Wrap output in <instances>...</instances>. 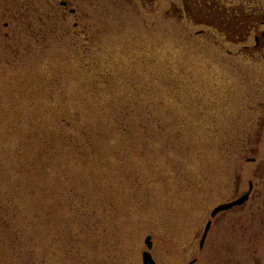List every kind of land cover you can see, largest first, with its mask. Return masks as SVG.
<instances>
[{
    "label": "rangeland",
    "instance_id": "1",
    "mask_svg": "<svg viewBox=\"0 0 264 264\" xmlns=\"http://www.w3.org/2000/svg\"><path fill=\"white\" fill-rule=\"evenodd\" d=\"M71 1L0 57V264H264L247 200L199 246L264 137V0Z\"/></svg>",
    "mask_w": 264,
    "mask_h": 264
},
{
    "label": "flooded vegetation",
    "instance_id": "2",
    "mask_svg": "<svg viewBox=\"0 0 264 264\" xmlns=\"http://www.w3.org/2000/svg\"><path fill=\"white\" fill-rule=\"evenodd\" d=\"M56 4L60 7H56ZM40 5L44 11L39 9ZM67 9L73 15L78 14L71 0H0V57L18 56L21 50L31 55L35 51L32 42L49 38L53 19H64ZM257 46L263 47L261 52H264V39H258ZM258 139L254 143V156L247 158L248 165L252 164L253 167L248 169L245 165L241 166L240 196L250 192L246 203L258 204L253 213L264 215V137L258 136ZM250 170L253 177L246 181V186L245 179ZM215 223L213 219L211 230Z\"/></svg>",
    "mask_w": 264,
    "mask_h": 264
},
{
    "label": "trees",
    "instance_id": "3",
    "mask_svg": "<svg viewBox=\"0 0 264 264\" xmlns=\"http://www.w3.org/2000/svg\"><path fill=\"white\" fill-rule=\"evenodd\" d=\"M194 1V7L196 10L198 9H202L203 8V12L206 14H209L208 16L210 17L211 15H213L215 12L219 11L220 13L223 11L224 13V8L222 6H220L218 0H193ZM256 8V9H255ZM260 7H257L256 5H253L250 7V9L248 10H244L243 7H239L237 8V10H235L234 12V16L236 14L237 18H240L241 20H246L247 18L250 17H255V16H263L264 14L258 15L260 13L255 12L254 10L259 9ZM199 12L198 16L203 12ZM196 12V11H194ZM228 12V11H227Z\"/></svg>",
    "mask_w": 264,
    "mask_h": 264
},
{
    "label": "water",
    "instance_id": "4",
    "mask_svg": "<svg viewBox=\"0 0 264 264\" xmlns=\"http://www.w3.org/2000/svg\"><path fill=\"white\" fill-rule=\"evenodd\" d=\"M249 196V193H247L246 195L236 199V200H233V201H230V202H227V203H223V204H220L219 206H217L213 211H212V216H216L219 212L221 211H225V210H229V209H232L233 207L235 206H238L240 204H243L247 198ZM211 224L212 222L209 221L205 227V232L203 234V237H202V240H201V243H200V246L203 247L204 245V242L206 240V237L208 235V232L211 228ZM146 244L148 245L149 249H152L153 247V241H152V236L149 235L147 236L146 238ZM143 263L144 264H157V262L154 260L152 254L150 251H145L143 253Z\"/></svg>",
    "mask_w": 264,
    "mask_h": 264
}]
</instances>
